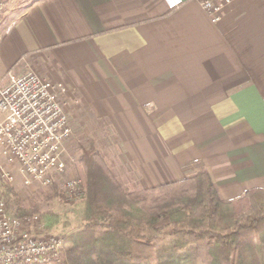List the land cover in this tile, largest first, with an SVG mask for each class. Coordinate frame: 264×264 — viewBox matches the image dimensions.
<instances>
[{
  "label": "crops",
  "instance_id": "obj_1",
  "mask_svg": "<svg viewBox=\"0 0 264 264\" xmlns=\"http://www.w3.org/2000/svg\"><path fill=\"white\" fill-rule=\"evenodd\" d=\"M25 3L0 22V74L26 57L62 85L72 141L109 139L129 187L204 168L224 200L264 189V0L216 23L190 0Z\"/></svg>",
  "mask_w": 264,
  "mask_h": 264
},
{
  "label": "trees",
  "instance_id": "obj_2",
  "mask_svg": "<svg viewBox=\"0 0 264 264\" xmlns=\"http://www.w3.org/2000/svg\"><path fill=\"white\" fill-rule=\"evenodd\" d=\"M74 167L84 191L81 227L66 235L53 264H264V189L224 200L202 168L132 190L96 150L83 152ZM0 188L11 216L39 211L13 184Z\"/></svg>",
  "mask_w": 264,
  "mask_h": 264
},
{
  "label": "built area",
  "instance_id": "obj_3",
  "mask_svg": "<svg viewBox=\"0 0 264 264\" xmlns=\"http://www.w3.org/2000/svg\"><path fill=\"white\" fill-rule=\"evenodd\" d=\"M171 7L182 0H170ZM212 22L234 0H190ZM4 0H0V9ZM22 65V66H21ZM65 88L43 77L23 57L0 81V185L20 183L47 189L56 186L66 200H82V182L72 173L75 159L67 143L72 135ZM39 215L8 213L0 188V264H53L61 261L65 238L46 235Z\"/></svg>",
  "mask_w": 264,
  "mask_h": 264
},
{
  "label": "rangeland",
  "instance_id": "obj_4",
  "mask_svg": "<svg viewBox=\"0 0 264 264\" xmlns=\"http://www.w3.org/2000/svg\"><path fill=\"white\" fill-rule=\"evenodd\" d=\"M30 1L31 0H8V6L6 8L8 12H6L5 15H8L9 18L6 16V18L1 19V25L7 26L10 20L13 19L15 15L17 16L20 13L22 9L21 7L26 4L25 2L28 3ZM5 74L6 72L4 75ZM4 75L2 76L0 74V77L2 76L3 78ZM108 141L110 140L106 138H90L86 132H83L80 137H77L76 139L74 138L73 141L71 138L67 143V147L69 153L75 159L74 165L79 161L83 155V152L85 151L93 152L96 150L102 152L106 156L111 167L112 163L109 161V159H112L113 162L116 163V168L114 169L112 167V169L114 170V173L117 175V177H119L120 180L125 183L124 180L129 177L123 176L121 174L123 171L120 170L121 163H118L120 160L115 158L117 155L108 152ZM71 171L72 173L68 174L65 180H69L73 178V176H76L80 179L79 172L74 166ZM13 185L16 187L17 193L22 200L39 206V211L34 215H39L41 217L46 235H54L65 238L69 233L80 229L81 215L78 204L81 200H66L67 197L64 195V191L60 190V188L56 186L43 189L38 187H24L18 182ZM130 189L134 190L136 188L131 186Z\"/></svg>",
  "mask_w": 264,
  "mask_h": 264
}]
</instances>
